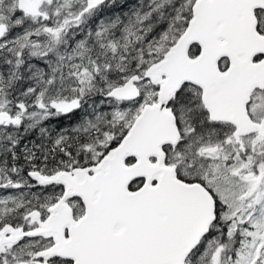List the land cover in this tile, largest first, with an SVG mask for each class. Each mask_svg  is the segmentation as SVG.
I'll use <instances>...</instances> for the list:
<instances>
[{
	"label": "snow or ice",
	"instance_id": "1",
	"mask_svg": "<svg viewBox=\"0 0 264 264\" xmlns=\"http://www.w3.org/2000/svg\"><path fill=\"white\" fill-rule=\"evenodd\" d=\"M0 264H264V0H0Z\"/></svg>",
	"mask_w": 264,
	"mask_h": 264
}]
</instances>
